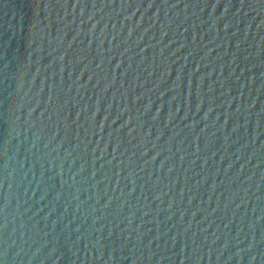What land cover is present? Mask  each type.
Here are the masks:
<instances>
[{
  "label": "water",
  "instance_id": "obj_1",
  "mask_svg": "<svg viewBox=\"0 0 264 264\" xmlns=\"http://www.w3.org/2000/svg\"><path fill=\"white\" fill-rule=\"evenodd\" d=\"M0 264H264V0H0Z\"/></svg>",
  "mask_w": 264,
  "mask_h": 264
}]
</instances>
